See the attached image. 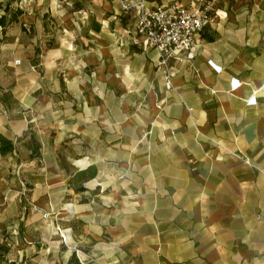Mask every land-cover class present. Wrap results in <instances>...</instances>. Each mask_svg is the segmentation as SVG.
Returning a JSON list of instances; mask_svg holds the SVG:
<instances>
[{
  "label": "crops",
  "instance_id": "1",
  "mask_svg": "<svg viewBox=\"0 0 264 264\" xmlns=\"http://www.w3.org/2000/svg\"><path fill=\"white\" fill-rule=\"evenodd\" d=\"M67 13L65 35L80 42H56L73 67L63 63L55 83L64 105L0 101V137L13 146L0 149V228L26 229L17 257L41 264L36 241H47L52 264L72 254L81 264H264V0H216L191 55L169 61L170 89L153 48L107 42L127 30H106L101 11ZM75 143L80 159L61 163ZM67 204L70 234L56 250L54 223L46 240L45 222L25 216Z\"/></svg>",
  "mask_w": 264,
  "mask_h": 264
},
{
  "label": "rangeland",
  "instance_id": "2",
  "mask_svg": "<svg viewBox=\"0 0 264 264\" xmlns=\"http://www.w3.org/2000/svg\"><path fill=\"white\" fill-rule=\"evenodd\" d=\"M153 1H155L156 4H162L160 6H169L171 4L179 3L180 5L177 4L178 6L186 8L190 7L195 0H152V2ZM207 1L211 3L209 7L211 10L209 11V15L211 16L212 5L216 0ZM1 2L3 5L9 3L10 11L14 12L15 10H19L22 13L18 17V21L8 26L4 33L0 28V101L8 100L7 107L12 108L13 110L19 108L20 110L25 111L26 109V104L21 105L15 99V96L18 95H26L27 97H30L33 94L32 97L36 101L34 102L36 103L35 105L40 103V108L44 110L48 109V100L49 103H51V101L56 99L55 104L58 108L61 103H63L61 106L64 105L65 97L63 95L57 97L59 92H62L61 90L63 88L60 87L57 89L58 86L55 85V83L57 80L62 81L64 79L65 73L63 71L67 68L66 64L69 66L68 69L73 67H70L72 64L69 59L67 62L65 61L66 58H64L65 56L62 50L61 54L55 50L56 42L59 43L61 40V44L63 45L66 44V40L70 43L72 41L80 42V38L75 35L71 38H67L68 36L66 37L65 35V30L74 27L70 21V14L67 13L69 10H81L86 16L89 13L95 14L96 11H101L106 30H127L124 33V36L115 33H113L115 36H110L111 34L105 35V40L107 42L117 40L120 46H124L125 40L128 41L130 39L134 46H140L141 48L144 46L151 47L145 40L139 39L135 32L138 4L143 2L146 9L153 10L156 7H147V3L151 2L150 0H128L130 7L132 8L129 12L124 11L121 6V4L125 3L124 0H102L104 6V9L102 10H100L99 4H95V0H92L91 2L88 1L89 4H87L85 0H1ZM188 4L189 6H185ZM223 5L227 6V0H218V7L220 8ZM250 7H255V5L247 6V8ZM2 14L3 12L0 10V16ZM73 21L77 24L79 29L83 28L86 30L89 28L87 21L82 23L81 20H76V18H73ZM83 29L82 31H84ZM81 35H83V33ZM116 45H118V43ZM195 46L196 42L191 51L181 53L178 56L185 55L188 57L194 51ZM155 51L159 56L157 69L163 71L164 78L167 74L169 79H171L168 64L171 59H175L178 56L176 55L169 58L166 67H163L160 65V54L157 50ZM57 119L63 123L66 118L60 117ZM39 120L43 123H47L48 121L47 117ZM28 142L30 145L34 142L33 147L35 148V141H33V138H29ZM79 148L80 144L75 143L72 145V149L65 148L61 150V154L58 155L61 163H63V159L67 157V155L71 156L76 161L79 160ZM83 186L86 187L87 184H84ZM66 207L67 208H63V210L57 209L55 212H46L41 208H35L36 211L33 210L34 208H31L32 213H27L25 216L30 219L33 216H39L41 220L45 222L43 224L44 228H42V232L44 233L46 240L48 231L45 224L47 220L52 221L50 223H54L57 236L56 241L58 242V244L56 243V250L61 249V246H63L62 244L68 240L70 234V230H66L63 224L68 220V218L64 216V213L68 216V214L72 212V207L68 204ZM54 213L55 215H53ZM44 214H47L48 216L44 217ZM39 230L40 229H36L35 225H31L29 232L35 235ZM25 232L26 229L22 227L21 224H16L14 226L6 224L0 228V245L5 244L9 248L8 254L6 255L8 262H15L16 264L38 263L39 259L37 260V258L17 257L18 252L22 249V245H26L25 243H27L26 241H23ZM36 243L37 247L44 251V256L40 259V262H42L41 264H52L50 261L52 254L49 252V242L36 241ZM27 255L29 256V253Z\"/></svg>",
  "mask_w": 264,
  "mask_h": 264
},
{
  "label": "built area",
  "instance_id": "3",
  "mask_svg": "<svg viewBox=\"0 0 264 264\" xmlns=\"http://www.w3.org/2000/svg\"><path fill=\"white\" fill-rule=\"evenodd\" d=\"M121 4L124 11L132 8L128 0ZM210 2L195 0L190 7H180L177 4L146 9L143 2L138 4L135 32L139 39L145 40L160 54V65L166 67L172 56L187 53L195 45L197 36L210 21ZM166 89L171 88L169 76H165ZM250 99L248 104H254ZM33 210H36L35 208ZM37 211V210H36ZM44 214V217H47Z\"/></svg>",
  "mask_w": 264,
  "mask_h": 264
},
{
  "label": "trees",
  "instance_id": "4",
  "mask_svg": "<svg viewBox=\"0 0 264 264\" xmlns=\"http://www.w3.org/2000/svg\"><path fill=\"white\" fill-rule=\"evenodd\" d=\"M15 1V0H12ZM0 10H2L3 14L0 16V28L4 33L5 29L16 23L18 21V17L22 14L19 10L10 11L9 3L3 5L0 0ZM0 149L1 152L7 153L13 150V146L10 142L6 141L4 138L0 137ZM9 248L5 244L0 245V264H16L15 262H8L6 259V255L8 254ZM66 264H81L79 260L76 258L75 254H72L70 259Z\"/></svg>",
  "mask_w": 264,
  "mask_h": 264
}]
</instances>
